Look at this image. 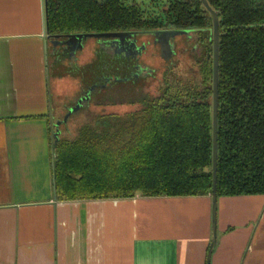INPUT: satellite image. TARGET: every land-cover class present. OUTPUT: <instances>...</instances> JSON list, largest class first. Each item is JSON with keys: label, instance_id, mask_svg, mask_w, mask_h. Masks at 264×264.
Returning a JSON list of instances; mask_svg holds the SVG:
<instances>
[{"label": "trees", "instance_id": "1", "mask_svg": "<svg viewBox=\"0 0 264 264\" xmlns=\"http://www.w3.org/2000/svg\"><path fill=\"white\" fill-rule=\"evenodd\" d=\"M43 1L51 38L162 29L193 31L198 38L182 50L185 67L179 51L168 61L160 58L165 68L156 96L146 87L154 70L135 78L131 64L88 66L95 85L104 74L117 80L97 88L78 114L62 117L64 134L52 149L56 198L211 196L212 24L201 1L166 0L162 13L148 18L120 0ZM206 2L219 19L217 198L264 195V0ZM115 106L131 110L111 112Z\"/></svg>", "mask_w": 264, "mask_h": 264}, {"label": "crops", "instance_id": "2", "mask_svg": "<svg viewBox=\"0 0 264 264\" xmlns=\"http://www.w3.org/2000/svg\"><path fill=\"white\" fill-rule=\"evenodd\" d=\"M43 11V0H0V264H206L211 196L56 198L55 133L110 82L95 85L88 66L109 63L94 39L75 53L54 45ZM216 234L209 264H264V195L217 198Z\"/></svg>", "mask_w": 264, "mask_h": 264}, {"label": "water", "instance_id": "3", "mask_svg": "<svg viewBox=\"0 0 264 264\" xmlns=\"http://www.w3.org/2000/svg\"><path fill=\"white\" fill-rule=\"evenodd\" d=\"M204 9L208 12L211 18V42H212V190H211V201H212V236L209 244V248L207 251L206 264H209L211 252L216 243V202H217V194H216V170H217V111H218V56H219V19L218 15L215 11H213L206 0H200ZM44 5V1H43ZM44 13V11H43ZM189 31H178V30H163V31H153L152 33L155 37L156 42L160 44L162 49L166 51V57L164 58L166 61L169 60L173 55L172 46L169 41L177 36L187 35ZM146 33V32H145ZM138 34H143L140 32H114V33H102V34H73L67 35L64 38L54 37V45L57 47L63 46L71 52H77L82 50L83 43L86 39H94L97 42V45L100 46V42L103 40H112L113 48H115V54L123 56L126 58H132L137 60V56H140L145 47L136 46L135 37ZM47 39L50 37L44 33ZM52 52L53 55H58V48ZM64 49V48H63ZM97 52V51H96ZM95 52V54H96ZM60 53V51H59ZM113 77H110V81ZM91 90L89 89L88 94ZM90 95L86 97L80 98L77 105L71 107L68 113L64 118V122L68 117H70L75 111L80 108V101L84 98H89ZM62 122V123H64ZM61 122L55 123V128H57ZM55 133V140L57 139Z\"/></svg>", "mask_w": 264, "mask_h": 264}, {"label": "rangeland", "instance_id": "4", "mask_svg": "<svg viewBox=\"0 0 264 264\" xmlns=\"http://www.w3.org/2000/svg\"><path fill=\"white\" fill-rule=\"evenodd\" d=\"M99 3H103L105 0H96ZM122 3L127 5H136L140 10L143 11L144 17H153V16H159L162 12L163 5L166 4V0H120ZM187 36L189 38H187ZM187 36H182L181 38H175V51L180 52V58H179V66L183 68L187 65V53L185 52L182 54V50H188L191 45L197 42L198 38L193 31H189ZM140 42L149 41L150 37H140L138 39ZM99 45V43H98ZM103 46L102 41L100 42V48ZM95 47V46H94ZM95 49V48H94ZM102 49V48H101ZM93 55L92 50L89 54L88 60L91 59V56ZM106 57V54H105ZM96 58V56H95ZM51 59V58H50ZM87 60H85L86 62ZM89 62V61H88ZM122 63V62H121ZM140 66L141 69H135L133 72V75L131 76V73L129 76L131 77H139L143 75H147V70L145 68H148L150 70H154V79H151L148 83H146L147 91L149 92L150 96H156L158 94V89L160 86V75L162 73V70L165 68V65L163 61L159 57V48H153V46L147 47L146 52L144 55L140 58ZM63 64V63H61ZM123 65V64H121ZM62 66V67H61ZM59 67L65 68V65H59ZM68 67V66H67ZM140 68V67H138ZM143 69V70H142ZM63 71V69H62ZM53 72V70H52ZM76 74V73H75ZM80 76V74H76V76ZM63 77H66L67 75H62ZM88 78V77H87ZM89 79V78H88ZM117 80V78L113 79ZM112 83V80H111ZM131 110L129 107L126 106H115L114 108H111L110 111L114 113H124L125 111ZM73 130L74 125L70 126Z\"/></svg>", "mask_w": 264, "mask_h": 264}, {"label": "flooded vegetation", "instance_id": "5", "mask_svg": "<svg viewBox=\"0 0 264 264\" xmlns=\"http://www.w3.org/2000/svg\"><path fill=\"white\" fill-rule=\"evenodd\" d=\"M163 30H166V29H162V30H158V31H163ZM140 33H142V32H140ZM145 36L150 37V40L145 41V42H140L138 40L140 37H145ZM185 36H187V35H185ZM187 38H189V37L187 36ZM135 39H136V46L137 47H140V46L145 47L143 53L146 52L147 47L152 45L153 48H155V49L159 48V57L160 58L164 59L166 57V55H167L166 51L164 49H162V47L160 46V44L158 42H156L155 37L152 33L146 32L143 34H138V36H136ZM174 41H175V38L172 39L171 46H172V51L175 53L176 51H175ZM102 43H103V46L101 47L102 49L99 46H98V49L100 52H103L104 54H106V56H108L107 57V62L109 63L108 65H110V63L112 61L115 62L119 68H124L127 64H129V65L131 64V67H132V71H130V73L132 72L131 75H133V72L135 71V69H138V70L141 69V66L139 64V60H140L142 54L140 56H137V60L132 59V58H127V57L125 58L122 53H120V55L115 54L116 49L113 48V44H112L111 39L103 40ZM164 61H166V60L164 59ZM121 64H123V65H121ZM138 67H140V68H138ZM145 70H147V72L149 71L146 68H145ZM108 78H109V76H108Z\"/></svg>", "mask_w": 264, "mask_h": 264}]
</instances>
